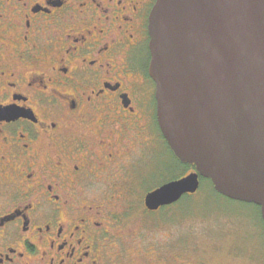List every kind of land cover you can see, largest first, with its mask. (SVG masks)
Segmentation results:
<instances>
[{
	"label": "flooded vegetation",
	"instance_id": "af4514ba",
	"mask_svg": "<svg viewBox=\"0 0 264 264\" xmlns=\"http://www.w3.org/2000/svg\"><path fill=\"white\" fill-rule=\"evenodd\" d=\"M155 2L0 0V264H212L161 210L199 189L150 210L163 183L141 192L129 168L168 146L149 72Z\"/></svg>",
	"mask_w": 264,
	"mask_h": 264
},
{
	"label": "water",
	"instance_id": "95a60500",
	"mask_svg": "<svg viewBox=\"0 0 264 264\" xmlns=\"http://www.w3.org/2000/svg\"><path fill=\"white\" fill-rule=\"evenodd\" d=\"M149 72L168 146L195 170L145 197L150 210L201 178L264 219V0H156Z\"/></svg>",
	"mask_w": 264,
	"mask_h": 264
},
{
	"label": "rangeland",
	"instance_id": "374dc122",
	"mask_svg": "<svg viewBox=\"0 0 264 264\" xmlns=\"http://www.w3.org/2000/svg\"><path fill=\"white\" fill-rule=\"evenodd\" d=\"M162 144L154 160L148 152L152 146L144 147L130 158L129 168L140 175L139 185H135L141 192L190 172L166 143ZM130 184L128 189L133 190ZM113 201H116L113 207L141 209L140 199ZM161 210H177L172 227L174 238L181 242L188 240L197 258L208 257L212 264H264V219L256 204L227 198L205 179L197 194Z\"/></svg>",
	"mask_w": 264,
	"mask_h": 264
},
{
	"label": "trees",
	"instance_id": "16d2710c",
	"mask_svg": "<svg viewBox=\"0 0 264 264\" xmlns=\"http://www.w3.org/2000/svg\"><path fill=\"white\" fill-rule=\"evenodd\" d=\"M168 148H169V146H168ZM170 149V148H169ZM170 151H171V149H170ZM172 152V151H171ZM173 153V152H172ZM173 155L175 156V154L173 153ZM175 158L177 159V157L175 156ZM178 160V159H177ZM179 161V160H178ZM179 162H181V161H179ZM181 164H183L185 167H186V169L188 170L189 169V171H191L192 169H195V166L194 165H191V164H188V163H184V162H181ZM184 171H185V169H184ZM181 176V175H180ZM206 178H202V181L203 180H205ZM210 182H211V180L210 179H208ZM211 184H212V182H211ZM213 186V185H212ZM259 207V206H258ZM259 209H260V207H259Z\"/></svg>",
	"mask_w": 264,
	"mask_h": 264
},
{
	"label": "bare ground",
	"instance_id": "6f19581e",
	"mask_svg": "<svg viewBox=\"0 0 264 264\" xmlns=\"http://www.w3.org/2000/svg\"><path fill=\"white\" fill-rule=\"evenodd\" d=\"M178 159V158H177ZM179 160V159H178ZM180 161V160H179Z\"/></svg>",
	"mask_w": 264,
	"mask_h": 264
}]
</instances>
